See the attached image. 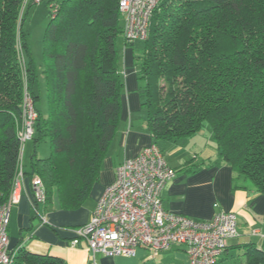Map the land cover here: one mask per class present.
<instances>
[{
  "label": "trees",
  "instance_id": "trees-1",
  "mask_svg": "<svg viewBox=\"0 0 264 264\" xmlns=\"http://www.w3.org/2000/svg\"><path fill=\"white\" fill-rule=\"evenodd\" d=\"M59 6L44 36L48 113L37 108L39 73L23 22L35 0H0V205L19 172L24 95L38 112L34 143L50 139V156L32 160L47 203L82 207L99 179L117 133L125 83L118 38L119 0L47 1ZM51 9V7H50ZM142 106L153 143L189 139L210 126L217 159L233 172L234 188L264 196V0H162L145 41L135 49ZM159 148V147H158ZM160 149V148H159ZM204 164L183 166L194 172ZM211 162L207 164L210 166ZM247 264H264V246H245ZM17 264H61L20 251Z\"/></svg>",
  "mask_w": 264,
  "mask_h": 264
},
{
  "label": "crops",
  "instance_id": "crops-1",
  "mask_svg": "<svg viewBox=\"0 0 264 264\" xmlns=\"http://www.w3.org/2000/svg\"><path fill=\"white\" fill-rule=\"evenodd\" d=\"M122 39L119 73L125 83V90L122 94L121 120L102 162L98 182L78 210L61 209L56 198L52 203L38 207L46 221L44 223L33 208L31 176L27 174L31 167L28 169L23 166V158L24 178L18 191L19 202L12 208L10 215L12 249L52 256L60 259L61 264H190L184 246H173L156 254L139 248L136 256L131 258L103 255L93 258L84 242L81 246H72L74 229L89 223L97 201L114 181L116 169L125 160L136 157L145 147L154 144L146 123L147 114L142 106L146 82L138 78L134 60L136 49L128 46L123 36ZM31 141L26 143L24 152ZM158 147L174 169L204 164L194 172L180 171L167 185L163 193L165 209L205 221L211 220L216 214V204L220 210L235 213L239 236L229 240L227 250L217 264H247L245 246L253 244L258 249L264 246V196L250 187L234 188L231 168L220 164L217 159L218 146L211 129L205 128L189 139L164 142ZM210 162L211 165L207 166Z\"/></svg>",
  "mask_w": 264,
  "mask_h": 264
},
{
  "label": "built area",
  "instance_id": "built-area-1",
  "mask_svg": "<svg viewBox=\"0 0 264 264\" xmlns=\"http://www.w3.org/2000/svg\"><path fill=\"white\" fill-rule=\"evenodd\" d=\"M43 0H35L39 3ZM162 0H119L123 16V37L128 43L148 38L151 19ZM51 17L59 6L52 4ZM23 124L19 133L21 156L19 172L9 199L0 205V264H17L18 248H10L9 225L12 208L19 202L18 191L24 178L22 153L33 140L38 112L34 99L26 92ZM177 173L157 145L145 147L136 157L125 160L117 169L114 181L100 196L89 223L74 229L72 246L84 242L92 257L136 256L139 248L152 254L173 246L186 248L190 264H217L228 242L239 236L237 215L220 210L211 220H197L165 209L163 193ZM33 208L44 223L38 207L46 205L47 194L39 176L31 178Z\"/></svg>",
  "mask_w": 264,
  "mask_h": 264
},
{
  "label": "rangeland",
  "instance_id": "rangeland-1",
  "mask_svg": "<svg viewBox=\"0 0 264 264\" xmlns=\"http://www.w3.org/2000/svg\"><path fill=\"white\" fill-rule=\"evenodd\" d=\"M48 0H43L36 3L26 9V15L23 22V31L26 35L28 50L32 54V58L36 63V67L39 73V84L35 87V93L40 96V100L37 103V108L43 114L44 117L48 113L47 95L45 91V82L43 76L44 68V36L47 25L50 21V7L47 3ZM55 2H62L63 0H53ZM118 47H122L123 39L120 36L118 38ZM122 49V48H121ZM136 51L142 50V45L139 43L135 46ZM207 129H211L208 125ZM31 146V147H30ZM50 139L44 138L40 143H34L31 141L25 152L22 153V160L24 158L23 166L31 167V158H47L50 156ZM55 199V198H54ZM11 248V246H10ZM12 249V248H11Z\"/></svg>",
  "mask_w": 264,
  "mask_h": 264
}]
</instances>
